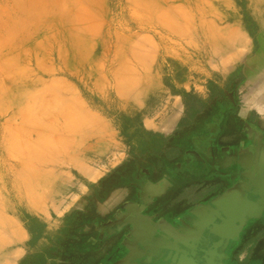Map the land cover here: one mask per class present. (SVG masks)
Here are the masks:
<instances>
[{
  "label": "rangeland",
  "instance_id": "1",
  "mask_svg": "<svg viewBox=\"0 0 264 264\" xmlns=\"http://www.w3.org/2000/svg\"><path fill=\"white\" fill-rule=\"evenodd\" d=\"M263 32L264 0H0V210L24 236L16 264H77L49 254L81 249L92 228L71 219L124 164L168 156L165 136L228 90Z\"/></svg>",
  "mask_w": 264,
  "mask_h": 264
},
{
  "label": "flooded vegetation",
  "instance_id": "2",
  "mask_svg": "<svg viewBox=\"0 0 264 264\" xmlns=\"http://www.w3.org/2000/svg\"><path fill=\"white\" fill-rule=\"evenodd\" d=\"M199 111L198 119L174 138V160L134 158L103 181L89 209L71 219L70 229L77 222L92 228L79 239L80 250L60 241L49 254L72 256L77 264H119L125 258L127 264H175L177 252H196L197 264H239L237 252L243 250L257 220L238 221L232 227L227 217L211 216L213 221L204 224L198 212L216 209L218 196L240 185L242 169L235 154L241 155L254 143L245 131L239 105L229 98L203 105ZM222 163H231L228 172L219 166ZM258 176L264 180V159ZM121 188L127 195L118 207L107 213L97 210L98 199ZM123 214L125 219H117ZM154 252L165 253L154 257Z\"/></svg>",
  "mask_w": 264,
  "mask_h": 264
},
{
  "label": "crops",
  "instance_id": "3",
  "mask_svg": "<svg viewBox=\"0 0 264 264\" xmlns=\"http://www.w3.org/2000/svg\"><path fill=\"white\" fill-rule=\"evenodd\" d=\"M227 98H229L231 104L239 105V113L241 108L240 98H243L244 103L264 104V32L256 39L251 55L246 59L239 71L230 79L228 90H225L221 97H216L212 103H217ZM197 119L198 115L194 120H191L192 123ZM242 119L246 121L245 131L251 136L254 146L253 148L249 147L246 149L241 155L237 152L235 154L239 167L242 169L240 173L241 187L238 184L235 187L228 188L225 193L218 196L214 202L216 209L206 207L200 209L201 211L198 213L199 216L202 217L204 224L212 219L211 216L215 219L227 217V219L232 221L231 226L238 221L247 223L257 220V223H253L252 232H250L246 238L243 250L237 252V262L239 264H264V196L259 197L253 195L255 191L264 192V180L258 176L261 162L264 159V119L257 116L255 112L246 117H242ZM249 120L255 123H251ZM189 122H182V127L180 125L177 129V126L171 134L165 136L164 145L168 148V156L164 157H168V160H174L176 157L177 152L173 148V140ZM219 166L222 169H227L228 172L231 163L230 165L222 163ZM187 167L188 166L181 165V170H187ZM225 197L228 198L225 199ZM249 201L254 202V204L256 203L254 208L248 207ZM100 204L101 202H99V205ZM234 212L238 213V216L235 215ZM164 253L165 252H154L152 256H163ZM192 254L196 255V252H192ZM241 254L245 256L242 261L240 260ZM182 255L185 256L183 253ZM125 259H127V262L124 264L129 263L128 258Z\"/></svg>",
  "mask_w": 264,
  "mask_h": 264
},
{
  "label": "bare ground",
  "instance_id": "4",
  "mask_svg": "<svg viewBox=\"0 0 264 264\" xmlns=\"http://www.w3.org/2000/svg\"><path fill=\"white\" fill-rule=\"evenodd\" d=\"M65 108H67V107H65ZM66 110H68V109H66ZM65 114L66 113H64V115ZM88 117H89V115H88ZM91 118H93V116ZM94 122L96 125L100 126L99 128H102V126L104 127L102 121L95 119ZM103 130H104V128H103ZM89 174L90 173L85 172V175H89ZM90 175H91L92 181H97L98 178L100 177L99 175L94 174V173L90 174ZM3 194L7 198L12 197L8 191H6V193L4 191ZM8 213H9V210H0V227H1V229H3V232L0 233V264H16V262L22 257V253L20 252L19 248H20L21 244L24 242V236H23V233L20 230V228L17 227L14 224V222L8 218Z\"/></svg>",
  "mask_w": 264,
  "mask_h": 264
},
{
  "label": "clouds",
  "instance_id": "5",
  "mask_svg": "<svg viewBox=\"0 0 264 264\" xmlns=\"http://www.w3.org/2000/svg\"><path fill=\"white\" fill-rule=\"evenodd\" d=\"M255 112L257 116L264 119V104H248L242 103L240 108V115L242 117H246L249 114ZM115 192H120L122 195L117 199L113 196V194H109L108 197L100 204V207H105L108 210H112L115 207H118L120 203L126 198L127 190L126 189H116ZM245 258L244 254H241L240 260L242 261Z\"/></svg>",
  "mask_w": 264,
  "mask_h": 264
},
{
  "label": "water",
  "instance_id": "6",
  "mask_svg": "<svg viewBox=\"0 0 264 264\" xmlns=\"http://www.w3.org/2000/svg\"><path fill=\"white\" fill-rule=\"evenodd\" d=\"M253 195L254 196L263 197L264 196V192H262V191H255L253 193ZM226 198H228V197H225V199ZM260 202H262V201H260ZM255 204H254V202H250L249 201L248 207L249 208H254L255 207ZM234 214L238 216V213L234 212ZM126 216H127L126 214L125 215L123 214V215H120L119 217H117V219H119L121 221V220L125 219ZM254 217H256V216H254ZM115 225L121 226L122 224H121V222H117V223H115ZM182 253L185 256H182ZM180 256H182V257H180ZM194 257H195V255L192 254V253H190V252H177V254L174 257V263L175 264H197V262H196V260H195ZM126 262H127V259L122 260L119 264H124Z\"/></svg>",
  "mask_w": 264,
  "mask_h": 264
},
{
  "label": "trees",
  "instance_id": "7",
  "mask_svg": "<svg viewBox=\"0 0 264 264\" xmlns=\"http://www.w3.org/2000/svg\"><path fill=\"white\" fill-rule=\"evenodd\" d=\"M23 264H38V262L37 263H35V262L33 263V262H28L27 261V262H24Z\"/></svg>",
  "mask_w": 264,
  "mask_h": 264
}]
</instances>
